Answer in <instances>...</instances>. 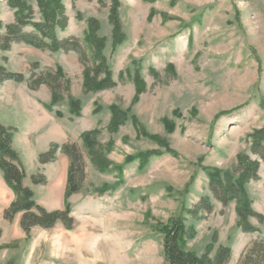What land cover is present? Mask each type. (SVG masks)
Wrapping results in <instances>:
<instances>
[{"label":"rangeland","instance_id":"374dc122","mask_svg":"<svg viewBox=\"0 0 264 264\" xmlns=\"http://www.w3.org/2000/svg\"><path fill=\"white\" fill-rule=\"evenodd\" d=\"M105 1L63 0L70 23L59 35L77 41L88 55L87 21L98 20L117 83L113 89L83 90L78 53L22 43L0 50V65L24 79L0 83V120L19 130L12 129V146L26 169L25 185L49 212L69 204L74 221L70 230L58 223L25 234L21 215L5 219L15 196L0 172V264H167L158 228L176 219L198 231L186 250L201 257L211 247L213 258L229 247L226 264H243L264 243V160L251 142L264 127V0H115L123 38L117 47L109 19L114 4ZM14 15L7 0H0V22L14 24ZM136 65L147 85L137 101L133 83L119 79ZM71 100L82 105L79 118L70 114ZM112 107L128 118L116 134L107 130ZM95 129L105 168L81 141L83 132ZM54 144L76 145L81 155L75 175L81 192L70 198L69 158L59 151L51 163L39 164L40 154ZM151 152L160 155L142 165L138 155ZM238 155L260 163L259 179L247 188L252 209L262 216L250 220L259 232L238 228L236 205L223 207L208 186L207 171H232ZM38 175L45 184L33 185L31 177ZM204 196L212 201L210 214L189 215ZM256 260L251 254L248 264Z\"/></svg>","mask_w":264,"mask_h":264},{"label":"trees","instance_id":"16d2710c","mask_svg":"<svg viewBox=\"0 0 264 264\" xmlns=\"http://www.w3.org/2000/svg\"><path fill=\"white\" fill-rule=\"evenodd\" d=\"M97 2L100 5H104L106 1L97 0ZM112 2L114 7L109 19L113 26V47H117L123 42V38L118 16L119 5L115 0H112ZM7 4L9 8L15 11V23L4 25L0 22V33L4 31L3 35L0 34L1 51H9L13 44L22 43L32 49L45 52H75L80 55L84 63L82 77L84 78L83 90L86 93H102L117 86L105 56L106 40L101 38L98 33L100 30L98 20L90 18L87 21V31L84 38L88 54L86 55L77 41L60 38L59 34L64 32L70 23L63 0H7ZM34 4L38 11L35 10ZM88 56L93 62L91 65L88 62ZM167 69L168 71H173L172 66L167 67ZM141 73L142 67L136 65L134 71L127 70L120 73L119 77L121 80L127 78L128 81L133 83L134 89H136L135 101L147 92V85ZM58 74H61V71L58 70ZM150 74L155 79L160 76L154 69H150ZM7 80H13L18 83L24 81L21 74L10 72L0 65V83H4ZM54 94L53 103H56L58 102V95L57 93ZM69 106L72 117L79 118L82 114L80 101L71 100ZM50 108H48L49 111ZM97 112L98 110H94L95 114ZM111 114L112 119L107 130L111 134H116L128 118L126 113L119 111L117 107H112ZM57 116L61 117V114L58 112ZM13 133L14 130L6 128L0 122V172L7 187L15 196L10 203V208L5 212V219L11 221L17 215H21V227L25 234L30 233L34 228L52 229L58 223H62L66 230L72 229L74 221L70 217L72 211L69 204H67L64 211L55 210L49 212L36 203L35 193L25 185V166L21 163L19 154L12 146ZM100 134L97 129L83 132L81 141L91 159L94 162L96 161L102 168H105L103 153L98 142ZM157 141L163 143L159 139ZM251 142L255 153L264 160V127L251 135ZM59 151L67 156L71 163L66 194L70 198L81 192L77 177H75L81 160V155L76 145H52L48 152L40 154L39 164L47 165L51 163ZM167 152L171 153L169 149ZM153 155L160 154L156 152L140 154L138 159L142 165H147ZM237 157V166L232 171H220L217 169L207 171L210 193L223 207L230 204L236 205L238 228H241L244 233L259 232L257 228L251 225L250 220L253 218L262 220V216L252 209L253 202L248 196L247 188L249 183L259 179L260 163L246 155H238ZM31 178L35 186L46 183V178L42 175L32 176ZM200 201L195 211H188L189 215L197 216L200 211L210 214L213 204L209 197L204 196ZM158 231L164 237V259L167 264H226L232 258V250L229 247L219 248L213 258L208 257L211 247L207 249V254L201 257L186 250L185 247L197 238L198 231L192 227H187L181 219L172 220L167 225L160 226ZM251 252L253 256L255 254L257 257L255 264H264L263 242L257 243ZM251 254L245 255L243 264H248Z\"/></svg>","mask_w":264,"mask_h":264},{"label":"crops","instance_id":"0c3cea01","mask_svg":"<svg viewBox=\"0 0 264 264\" xmlns=\"http://www.w3.org/2000/svg\"><path fill=\"white\" fill-rule=\"evenodd\" d=\"M0 122H1V120H0ZM6 128H11V129H14V130H18L17 128H15V127H12V126H10V125H5L3 122H1ZM19 131V130H18ZM14 135H16V132H14Z\"/></svg>","mask_w":264,"mask_h":264}]
</instances>
